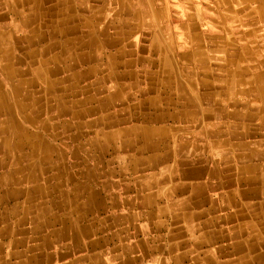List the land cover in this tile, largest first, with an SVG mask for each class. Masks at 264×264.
Returning a JSON list of instances; mask_svg holds the SVG:
<instances>
[{
  "label": "crops",
  "instance_id": "obj_1",
  "mask_svg": "<svg viewBox=\"0 0 264 264\" xmlns=\"http://www.w3.org/2000/svg\"><path fill=\"white\" fill-rule=\"evenodd\" d=\"M54 8L56 3L51 9H44L46 15L43 19L48 18L51 24L42 38L45 40L47 34L49 40L41 48L32 47L42 40L32 44L21 40L23 35L40 34L36 26H31L29 32L21 27L20 35H23L18 42L12 40L14 36H9V33L14 34V29L3 34L6 43L12 46L11 66H24L20 61L22 51L23 54L34 51L31 60L35 67L52 56H60L57 63L63 74L52 80H63V85H71L74 82L72 73L67 71L65 74L64 58L70 53H82L81 29L83 19L87 17L74 14V9L72 20L66 22L68 24L56 22L51 17L56 11ZM52 26L57 32L56 36L52 34L54 37L49 35ZM258 26L260 30L264 29V24ZM49 44L56 47L41 55ZM55 50L56 53L51 54ZM46 56L49 59L44 58ZM99 59L79 63V68L92 62L97 64ZM107 64L111 68V63ZM113 68L115 65L112 71L125 77L124 72L118 73ZM4 71L0 73L2 110L14 114L15 127L19 131L49 128L58 137L52 139L51 151L44 154L32 150L37 142L23 141L21 146L12 149L10 155L0 137V264H264V137L253 143L245 140L248 132L244 131L241 138L231 133L227 140L210 139L203 117L195 104H188L190 98L182 90L174 105L169 99L165 106H157L154 98L149 102L151 107L145 105L148 109L154 108L155 112L140 115L139 110L145 106L132 101L130 88L123 86L125 92L120 93L114 90L118 87L112 86L107 89L108 95L103 102L111 99L112 92H116L113 94L116 102L105 107L106 111L124 104L121 99H125L128 103L133 102L137 112L134 114L131 112L133 108L129 107L128 113L123 106L110 119L101 117L102 122L106 120L112 124L106 129L122 132L141 127L153 132L148 144L143 137L137 139L131 134L120 138L126 143L122 147L117 143L121 140L117 138V142H108L103 137L104 132H100L98 153L92 155L91 139L85 138L81 143L79 138L73 142L68 140L69 136H64V141L65 134L59 132L61 125L57 127L59 130L53 128L59 119L53 106L58 91H45L42 81H37L31 87L34 98L30 103L24 101L36 113L29 111L30 106L19 111L16 97L5 87L8 81ZM65 76L69 77L68 82ZM28 78L21 73L15 81L24 82ZM35 87L39 88L38 92ZM140 89L136 87L137 94L146 91ZM26 92L20 87L18 97L23 99ZM33 100H37L36 105L32 104ZM43 101L50 105L45 113L38 109V102L43 106ZM170 105L179 110L165 111ZM259 112L262 114L261 110ZM0 115L2 128L6 125V118ZM33 117L38 120L31 127ZM138 117L144 122L140 123ZM180 120L186 123L184 129L188 132L171 137L175 143L171 150L167 149L168 144L163 147L160 140L164 141L166 128ZM47 122L48 125H44ZM100 126L102 131L105 127ZM263 127L260 118V130L264 132ZM231 140L234 141L231 143ZM81 144L87 146V153L85 147V154L78 153ZM257 144L261 148H257ZM12 161H20L27 168L29 163L35 162L37 172L19 170L18 167L11 169Z\"/></svg>",
  "mask_w": 264,
  "mask_h": 264
},
{
  "label": "rangeland",
  "instance_id": "obj_2",
  "mask_svg": "<svg viewBox=\"0 0 264 264\" xmlns=\"http://www.w3.org/2000/svg\"><path fill=\"white\" fill-rule=\"evenodd\" d=\"M81 1L84 0H77L74 14L89 18L96 33L101 32L99 28L102 26L106 27V35L108 39H113V44L103 47L99 63L92 62L81 67V70L88 71L94 66L97 71L87 72L84 77L74 81L78 93H66L64 100L77 102L72 111L79 112L81 127L71 123L72 113L69 112L63 117L71 123L65 136L77 133L81 143L85 138L91 139L90 153L94 155L98 153L101 143L100 136L96 133L109 131L106 128L101 131L100 125L92 124L94 121L101 117L110 119L123 106L128 113L129 107L133 108L131 112H137L132 104L137 101L145 106L139 110L140 115L155 112L154 108L148 109L146 106L151 100L155 98L157 106H165L170 99L174 105L182 90L190 98L188 104H195L197 112L203 117L210 139L227 140L231 138V133H236V138H241L244 131L248 132L245 140L253 143L264 137V132L260 130L259 112L264 98V92H260L264 90V81L255 79L256 74L264 71V66L258 64L263 56L261 50L264 47V29L260 30L256 23L258 15L255 12V1L245 4L244 0H230L233 8L238 6L241 9L230 15L224 12L225 7L219 4V0H146L151 11L139 9V0H88L90 11L80 12L78 9ZM41 2L42 9H51L55 4L54 0ZM17 5L20 11L16 12L22 13L19 17L0 0L1 32H7L14 26L15 42L23 35H20L21 27L29 32L31 26H36L45 34L51 24L49 19L37 21L30 4ZM147 15L151 16L150 23ZM100 38L101 43L104 41L101 35L95 43L97 48L103 46L99 42ZM44 39L32 48L46 45L49 36L46 34ZM152 39L154 42L151 44ZM166 60H169L168 63ZM108 61L115 65L116 72H124L126 76L107 81ZM236 68L240 69L239 74L235 73ZM2 70L0 64V73ZM61 76L62 74L52 78ZM233 76L236 78L233 79ZM59 83L61 84L57 88L60 89L63 82L60 80ZM112 86H118L114 90H119L120 93L125 92L122 91L123 86L129 87L130 93H133V102L121 99L124 104L107 111L87 114L88 108L96 106L107 97ZM136 87L146 91L137 94ZM38 89L35 87L36 91ZM81 99L88 100V103H79ZM47 104L43 101V106H40L45 108ZM173 105L165 111L177 112L175 109L179 108ZM138 118L140 123L144 122L142 117ZM185 126L186 123L180 120L164 129L166 137L164 141L160 140L163 147L168 144L167 149L171 150L174 145L171 137L188 132L184 129ZM84 147L87 153V146ZM84 147H80L79 154H85ZM259 147L257 144V148Z\"/></svg>",
  "mask_w": 264,
  "mask_h": 264
},
{
  "label": "bare ground",
  "instance_id": "obj_3",
  "mask_svg": "<svg viewBox=\"0 0 264 264\" xmlns=\"http://www.w3.org/2000/svg\"><path fill=\"white\" fill-rule=\"evenodd\" d=\"M237 1V0H236ZM245 4L251 2V1H255L256 4H257V7L255 9V12L259 15V21H257V24L258 25H262L264 24V0H244ZM77 0H55V3H56V11H54V14H51V17L57 22V21H60L62 23H66V22H70L72 20V11L76 8L75 4H76ZM85 2V3H83ZM230 0H219V4L222 5L223 7H225L224 12L228 15H230L231 13H234L236 11H238L240 8H238V6H235L234 8L232 7V5L229 3ZM3 3L4 5H7L8 6V9L11 10V11H14L15 15H17V17L20 16V12H16V11H20L18 9V5L17 3H22V4H30L32 10L31 11H34L35 12V19L37 21H40L43 19V17L46 15V12L44 11V9H42V3L41 1L39 0H3ZM90 4L88 3V0H84L81 2L80 6H79V11H90ZM138 5H139V9H143L144 11L148 10V11H151V8L150 6L148 5V3L146 2V0H139L138 1ZM29 6V7H30ZM153 6V5H152ZM4 9V8H3ZM76 10V9H75ZM92 10H94L92 8ZM241 10V9H240ZM96 11V10H95ZM99 12V11H98ZM153 12V11H152ZM31 13V12H30ZM29 13V14H30ZM94 14H96V12H94ZM238 14V13H237ZM32 15V14H31ZM225 15V14H224ZM226 16V15H225ZM148 17V21L150 23V19H151V16L150 15H147ZM47 20V19H46ZM84 22L82 23L83 24V28L81 29L83 31V34H82V39H81V44H83V52L82 53H79V54H74V53H70V55L68 54L67 58L63 57L64 58V62H65V70H66V73L67 74V71H71L73 70L72 72V78H73V81L75 80H78L82 77H84L85 74H88L89 72H94L96 71V68L95 67H91L90 69H88V71H83L79 68V63H86L87 61H91L93 60L94 58H101V55H102V49L103 47H109L111 44H113V39L111 40L110 38L108 39L107 37V29L106 27L102 26V28H99V30H101V32H97L96 33V30L93 29L91 27V20L89 18H84L83 19ZM36 22V21H35ZM68 24V23H66ZM255 23L253 22V25ZM1 25V24H0ZM4 25V24H3ZM2 26V25H1ZM57 26V25H56ZM63 26V25H62ZM13 28H11V30L9 32L12 31ZM70 29V28H69ZM39 31V30H38ZM59 32V31H58ZM57 33L56 32V27L52 26L50 29H49V35L53 36L52 34H55ZM82 33V32H81ZM66 34V33H65ZM10 37L12 38L13 37V34L11 35V33H9ZM101 35L104 37V41L101 43V38L99 39V42L101 43V47L97 48L95 47V43L97 41V39L99 37H101ZM43 33L40 32V34L38 32H36L35 36H26V35H23L21 40L25 43H29V44H32L33 42H35L36 40H39L41 41L42 38H43ZM56 36V34H55ZM58 36V35H57ZM5 37L6 35L3 34V32H1L0 30V63L3 67V70H5V79L8 81L6 82V89L11 91V93L14 94V96L16 97V104H17V107H18V110L19 111H23L24 109H27L29 106V111L32 112L34 110V113L35 112V109L32 108V106L30 104H25L24 101L27 100L28 103L31 102V99H33V95H32V92H31V87L34 85V83H36L37 81H42V85L44 87V90L45 91H54L53 93H55V91H58L59 93V96H57V98L55 99L56 101L53 103V106L54 108L57 110V112L59 113L58 114V121H54L55 124L53 125V128H57L58 126L61 125V130L59 131L60 134H66V130L68 129L69 125L71 123H75V125L77 127H80L81 126V122L78 121V119L80 118V115L78 114L79 112H71V123L67 120H65L63 117L67 114H70L69 112L72 111V109L74 108V106L76 105L77 102L75 101H70V102H64V96L67 95V94H74L77 92V89H76V84H74V82L70 84H66V85H61L60 89L57 88L58 85H60L61 83H59V81H55V80H52V77H54L55 75L57 74H63V71H60V69H58V63H57V58L60 59V56L59 57H56V56H52V59L50 60H45L43 63L39 64V66H34V63L33 61L31 60L32 57H34V51H28V52H25L23 54V51H22V55L20 56V58L22 60H20L22 63H24V66L22 68L18 67V68H15L13 65L11 66V63H12V59H13V50H12V46L10 47L6 41H5ZM9 37V38H10ZM54 37V36H53ZM245 38V37H244ZM64 39V38H63ZM71 39V37H70ZM10 40V39H9ZM14 40V39H12ZM61 40V39H60ZM18 41V40H17ZM64 41V40H63ZM10 42V41H9ZM12 42V41H11ZM61 42V41H60ZM59 42V43H60ZM74 42V41H73ZM153 39L151 41V44L153 43ZM66 43V42H65ZM10 44V43H9ZM12 44V43H11ZM108 46H106V45ZM16 46V45H15ZM14 46V48H15ZM73 46V45H72ZM56 45L55 44H49L47 47L45 46V48L41 51V55L47 53V51L55 48ZM64 47V46H63ZM263 47V46H261ZM253 48V47H252ZM65 52V51H64ZM72 52V51H71ZM58 53V52H57ZM66 53V52H65ZM261 53L263 54L262 58H263V61H259V66H264V47L262 48L261 50ZM39 56V55H38ZM47 57V56H46ZM45 57V58H46ZM48 58V57H47ZM49 59V58H48ZM18 60V58H17ZM169 61V60H166V62ZM108 63L110 64V61H108ZM168 63V62H167ZM18 64V63H17ZM251 64V63H250ZM111 65V68L110 66H108V70H107V75L106 77L109 78V79H113L115 77H121L120 74H115L114 71H112V63L110 64ZM114 70V68H113ZM255 70V69H254ZM88 72V73H87ZM263 73H258L256 74L255 76V79L258 80V81H264V71H262ZM22 73V76L23 77H27L29 76V78L27 80H25L24 82H19V81H15V77L19 74ZM235 73L239 74L240 73V69L236 68L235 70ZM126 76V75H125ZM62 77V76H61ZM66 77V76H65ZM64 77V78H65ZM236 78L235 76H233V79ZM68 79L69 77L67 76L65 78V80L68 82ZM62 82H64L63 80H61ZM243 81V80H242ZM246 81V80H245ZM71 82V81H70ZM4 83V82H3ZM257 83V82H256ZM1 82H0V90L2 89L1 87ZM20 87H24V89L27 91L24 95V98L22 99L21 97H18V91L20 89ZM114 87V86H113ZM118 87V86H117ZM126 88V87H125ZM238 88V87H237ZM114 89V88H113ZM140 89V88H139ZM257 89V88H256ZM39 90V89H38ZM43 90V91H44ZM141 90V89H140ZM258 90V89H257ZM1 92V91H0ZM34 92V91H33ZM38 92V91H37ZM65 93L64 95L62 93ZM143 92V91H142ZM260 92H264V90H260ZM3 93V92H2ZM67 93V94H66ZM116 93V92H112L111 93V99L110 97L108 98L107 102L104 103L103 100L102 101H99L98 104H96V106H92L90 108H88L86 110L87 114L89 113H94L96 111H104L106 110L105 107H109L111 103L114 104V102H116V100H113V94ZM12 94V95H13ZM49 94V93H48ZM129 94V93H128ZM131 94V93H130ZM58 95V94H57ZM250 95V94H249ZM253 95V94H251ZM38 96V95H37ZM126 96V95H125ZM2 95L0 94V114H3L5 115V118H6V125L4 127H0V137L1 139H3V142H4V148H5V151L7 153H11L12 149L14 147H18L19 145L21 146L23 144V141L25 142H28L29 144L31 142L33 143H36L37 142V145H34L32 146V150H37L39 152H41L42 154L46 153V152H49L51 151V148H52V145H51V141L52 139H56V137H58V134L54 133V132H50V129L49 128H43L41 129V131H38L36 129V131H31V130H20L18 129V127L16 125V121H15V118H14V114H12V112H6L4 110H2V107L4 106V102H3V97ZM11 97V96H10ZM40 97V96H39ZM36 101L37 100H33V105H36ZM42 101V100H41ZM251 101V100H250ZM262 101V107L260 106L259 110L262 111V114L260 115L261 119L263 120L264 122V98L261 100ZM79 103L81 104H87L88 103V100H84V99H81L79 101ZM90 103V102H89ZM258 103V102H257ZM256 103V104H257ZM117 104V103H116ZM120 104V103H119ZM182 104V103H181ZM11 105V104H10ZM49 104H47V106L45 108H42L40 106V102H38V109L40 112L42 113H45V110L47 109V107L49 108ZM137 106V105H136ZM143 106V105H141ZM140 106V107H141ZM125 107V106H124ZM151 107V106H150ZM7 108V107H6ZM157 108V107H156ZM5 109V108H4ZM12 109V108H10ZM144 109V108H143ZM120 110V109H119ZM122 110V109H121ZM192 110V109H191ZM38 111V110H37ZM81 114V113H80ZM135 114V112H134ZM181 114V113H180ZM34 115V114H33ZM196 115V114H195ZM128 116V115H127ZM184 116V115H183ZM190 116V115H189ZM19 117V116H18ZM17 117V118H18ZM149 117V116H148ZM158 117V115H157ZM196 117V116H195ZM243 117V115H242ZM0 118H1V115H0ZM47 118V117H46ZM173 118V117H172ZM174 119V118H173ZM25 120V119H24ZM32 122H30V126H35L37 124V120L38 118L35 120V118L33 117L32 119ZM48 120V119H47ZM57 120V119H56ZM115 120V119H114ZM122 120V119H121ZM120 120V121H121ZM5 121V120H4ZM124 121H126L124 119ZM128 121V120H127ZM49 122V121H48ZM48 122L47 124L44 123V125H48ZM131 122V121H130ZM177 122V121H176ZM192 122V121H190ZM103 123L104 126L102 127H105V128H111L112 124L109 123V122H106V120H104L102 122V120H99L97 119L96 121H94L92 124H101ZM154 123V122H153ZM195 123V122H194ZM148 124V123H147ZM202 124V123H201ZM80 125V126H79ZM127 125V124H126ZM150 125V124H149ZM37 128V127H36ZM191 128V127H190ZM264 128V127H263ZM33 129V128H32ZM58 129V128H57ZM194 129V128H193ZM56 130V129H55ZM59 130V129H58ZM7 132V136L4 137V135L6 134ZM153 131L151 130H146L144 128H141L140 129H137V128H133V129H130L128 131V129L125 131H122V132H117V131H113V130H109V132L107 134H103V137H105V139H107L108 142H110L109 140H113L114 142H117L115 141L117 138L119 140L122 141V139L120 138H123V137H126L127 135H134L137 139L138 137L139 138H144L145 140V143L148 144L149 143V138H150V135ZM243 133V132H242ZM218 134V133H217ZM244 134V133H243ZM242 134V135H243ZM96 135H100V132H97ZM183 135V134H182ZM245 135V134H244ZM62 135H60L61 137ZM63 135V138L64 141H66V138L67 136ZM232 136V135H231ZM4 137V138H3ZM175 137V136H174ZM70 139L68 140H71L73 142L76 141V139L78 138V135L77 134H72L71 136H69ZM191 138V137H190ZM159 139V137H158ZM227 139V138H226ZM235 139V138H234ZM21 140V141H20ZM120 142H117L118 145L120 143V147H122L123 145H125L126 143L124 141V144H122ZM126 141V140H125ZM154 141V140H153ZM176 141V140H175ZM174 141V142H175ZM203 142V141H202ZM117 143H114V144H117ZM159 143V141H158ZM144 144V143H142ZM175 144V143H174ZM201 145V144H200ZM156 146V145H155ZM117 148V147H116ZM155 149V148H154ZM186 149V148H185ZM188 149V148H187ZM122 151V150H121ZM152 151V150H151ZM186 151V150H185ZM200 151V150H199ZM102 152V151H100ZM117 152V151H116ZM188 152V151H187ZM148 153V152H147ZM174 153V152H173ZM23 154V153H22ZM36 154V153H34ZM75 154V153H74ZM40 155V154H39ZM47 155V154H46ZM194 155V154H193ZM197 155V154H195ZM201 155V154H200ZM241 155V154H240ZM8 156V155H7ZM6 156V157H7ZM16 156V154H15ZM164 156V154H163ZM9 157V156H8ZM168 157V156H167ZM244 157V156H243ZM4 158V157H3ZM165 158V157H164ZM11 159V158H10ZM13 159H16V158H13ZM189 159H192V158H189ZM12 160V159H11ZM20 160V159H19ZM161 160V159H160ZM243 160V159H242ZM5 162V161H4ZM3 163V162H2ZM35 162H32V163H29L28 165V168L23 166V164L20 162V161H12V164L11 165V169H16V167L19 168V170H23V169H26V171H33L34 172L36 171L35 169ZM217 163V162H216ZM241 163V162H240ZM4 164V163H3ZM2 164V166H3ZM193 164V163H192ZM218 164V163H217ZM238 164V163H237ZM1 165V164H0ZM191 165V164H190ZM61 167V166H60ZM200 167V166H199ZM211 167V166H210ZM5 168V167H4ZM10 169V170H11ZM212 170V169H211ZM37 172V171H36ZM213 171H211L212 173ZM2 173V172H1ZM16 173V172H15ZM18 173V172H17ZM216 173V171H215ZM26 176V175H25ZM200 176V175H199ZM202 176V175H201ZM216 176V175H215ZM209 178V177H208ZM13 180V179H12ZM15 180V179H14ZM208 181V180H207ZM23 182V181H21ZM20 184V183H19ZM263 184V183H262ZM22 185V183H21ZM18 187V185H17ZM226 187V186H225ZM19 188V187H18ZM34 191V190H33ZM20 192V191H19ZM22 192V191H21ZM218 198V197H217ZM222 198V197H221ZM230 202V201H229ZM226 203V202H225ZM102 222V221H101ZM75 227V226H74ZM110 227V226H109ZM239 230V229H238ZM242 231V230H241ZM240 233V232H239ZM239 236V235H238ZM241 237V236H240ZM261 237V236H260ZM254 241V240H253ZM252 241V242H253ZM247 242V241H246ZM250 242V241H249ZM234 246V245H233ZM261 246V245H260ZM239 247V246H238ZM249 247V246H248ZM232 248V247H231ZM261 248V247H260ZM55 250V249H54ZM237 251V250H236ZM234 252V251H233ZM235 253V252H234ZM259 253V252H258ZM252 254V253H251ZM258 256V255H257ZM261 256V255H260ZM241 257V256H240ZM208 258V257H207ZM210 259V258H209ZM246 260V259H245ZM228 261V260H227Z\"/></svg>",
  "mask_w": 264,
  "mask_h": 264
}]
</instances>
